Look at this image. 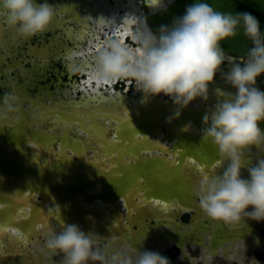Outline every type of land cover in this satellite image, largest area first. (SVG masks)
Wrapping results in <instances>:
<instances>
[{"label": "water", "instance_id": "water-1", "mask_svg": "<svg viewBox=\"0 0 264 264\" xmlns=\"http://www.w3.org/2000/svg\"><path fill=\"white\" fill-rule=\"evenodd\" d=\"M74 1L48 2L55 7L56 14L46 31L62 28ZM195 2L197 0H173L165 9L155 10L148 7L146 0H137L143 10L140 20H146L153 33H158L161 25L171 26L173 19L183 16L187 6ZM199 2L207 3L221 13H250L257 18L264 33V0ZM30 39L19 36L0 18V47L5 51L0 52L1 62L9 56L15 57L19 47ZM221 47L227 55L243 58L253 45L240 29L234 38L222 41ZM31 55L33 61L43 57L35 51ZM21 63L9 66L8 72ZM19 92L20 110L11 114L7 121L0 122V264H16L19 259L35 264L33 262L43 257L36 252L39 242L49 233L60 231L64 223H74L86 233H96L102 240L117 244H127L145 236L167 238L177 242L185 252L186 243L192 241L213 253L223 250L224 243L230 241L239 243L245 238L252 243L249 235L253 231L249 229V222L255 220L247 219L235 225L212 221L201 211L194 194V188L206 181L205 177L209 179L222 174L227 162L211 142L181 134L182 121L190 116L202 129L204 112L211 110L218 99L209 101L210 107L202 106V116L190 109L181 112L183 120L179 117L171 122L168 118L174 116V111L170 108L172 102L167 100L168 106L163 109V121L159 125L137 119L135 128L121 130L117 127L119 117L116 114L128 117L133 108L120 105L115 98H111L109 106L102 104L109 98L94 99H99L97 105L89 100L47 105L40 99L31 101L33 107L26 110L23 105L30 98L24 89ZM53 109L73 113L69 115L95 111L84 118L69 117L68 121ZM140 110L143 109H137L135 113L139 114ZM150 110L148 105L146 113ZM101 124L103 129L100 130L97 127ZM107 125H111V130L115 127V133L106 132ZM259 126L264 130V123ZM104 131L106 137H110V133L114 136L111 147L91 145L87 150L88 145L83 141L78 145V138H83L87 132L101 138L103 147L104 142L108 143L102 140ZM138 134L145 140L149 135H156L171 144L161 146L162 141L158 140V144L130 147L127 141H132ZM68 135L75 140L70 139L64 146L58 145L59 140ZM45 136L50 137L46 139ZM254 150L244 155L243 178L248 177L247 169L255 166L259 158ZM260 158H264V154ZM185 215L190 216L189 222L183 221ZM151 224L155 225L150 230ZM263 229L259 227L255 231L260 235Z\"/></svg>", "mask_w": 264, "mask_h": 264}, {"label": "clouds", "instance_id": "clouds-1", "mask_svg": "<svg viewBox=\"0 0 264 264\" xmlns=\"http://www.w3.org/2000/svg\"><path fill=\"white\" fill-rule=\"evenodd\" d=\"M155 4V10L167 7L165 0H155ZM55 14L48 0H0V18L25 39L44 33ZM139 25L133 36L138 44L135 50L123 41L109 40L97 51L93 78L102 84L131 78L142 102L168 97L175 106L174 116L168 118L171 122L193 101H207L209 86L219 74L235 92L222 90L214 107L203 116L201 141L211 142L227 163L222 174L202 181L194 194L201 211L212 221L225 225L247 219L264 221V158L247 169V178L241 174L246 153L255 148L264 154V130L259 126L264 121V91L256 86L258 77L264 75V33L259 21L250 13H221L197 0L187 6L183 16L174 18L171 26L161 25L158 33L147 27L146 20H139ZM240 29L253 47L237 62L224 52L221 42L234 38ZM226 63L230 67L224 71ZM19 110L15 94L5 93L0 98V122ZM101 240L96 233L64 223L60 231L45 237L37 251L46 257L60 255V264H171L158 252L115 241L101 245ZM231 249L227 259H236L237 251L245 256L243 240ZM185 258L189 264H211L213 259L203 248L197 257L182 249L181 259ZM252 262L259 264L255 259Z\"/></svg>", "mask_w": 264, "mask_h": 264}, {"label": "flooded vegetation", "instance_id": "flooded-vegetation-1", "mask_svg": "<svg viewBox=\"0 0 264 264\" xmlns=\"http://www.w3.org/2000/svg\"><path fill=\"white\" fill-rule=\"evenodd\" d=\"M60 3H64L68 0H58ZM37 2H43V0H37ZM50 2V0H48ZM114 2V1H113ZM112 2V3H113ZM78 4L79 7L76 11V16L73 18V13H68L63 21L62 28H58L57 30H49L42 34H38L37 36L31 38L30 40H27L24 42L22 46L19 47L17 54L15 57H7L6 61L1 62L0 57V98H3L5 93H13L18 97V94L20 93V89H24L29 100H27L23 107L24 109H30L33 107L31 101L38 102L40 99H44L45 103L47 105H50L51 103H60L64 102L67 104L68 102H77L82 103L89 100L92 104L97 105L99 104V99L94 100L93 97L96 98H109V101H103V106H109V103H111L112 99L115 98L117 102L122 105H129L132 106L130 109L132 110L130 115L128 117H121V114H116V116L119 117L117 121V127L121 130H129L131 128H135L137 126V119H139L141 122H153V124H158L160 121H163V118L161 117V114L164 112V108L168 106V103L166 102L171 101L166 96H157L154 98H151L150 100L146 102H142L143 96L140 92H137L135 90V81L131 78H121L118 80H115L111 83L107 84H99L97 81L93 78V72L96 67V54L97 51L104 48L109 40H122L124 45H126L129 48H132L135 50L138 47V44L136 41H134L131 34L126 35L123 37L122 29H118L117 32H114L112 29H109V27H103L100 24L102 22L96 21L97 17L95 18V21L91 14H93L94 11H91L93 8V5L91 4L90 7L85 5L82 7L77 1H74L73 4ZM72 4V5H73ZM94 13H97L94 12ZM72 14V15H71ZM120 15H124V11H121ZM101 16V14H100ZM102 17V16H101ZM120 22V23H119ZM122 21H118V24H121ZM126 23V22H125ZM124 24V23H122ZM134 27V25H133ZM104 28V29H103ZM130 35V36H129ZM15 51V50H13ZM35 51L38 53H42V58H35V61H33V56L31 55V52ZM0 52L3 54L5 52L0 47ZM233 57V56H232ZM236 58V57H235ZM237 62H240L243 58H237ZM19 61L22 63L20 66H14L9 69L8 67L12 65L19 64ZM224 71L228 70L227 63L223 66ZM224 84V87H220V85ZM226 83L224 80L220 77L218 74L215 82L209 86V98L207 101H203L201 99H197L200 102L197 104L192 102L186 109L182 110V112H189L191 109L193 112H196L198 116H202V106L210 107L209 104H207L209 101H213L214 99H219V96L222 95V90L235 92V89L231 88L229 85L226 87ZM261 91H264V75L258 77L257 79V85H256ZM99 87V88H98ZM261 87V88H260ZM23 96V95H22ZM160 103V104H158ZM215 104V103H213ZM150 106L152 111H148L146 113V107ZM157 106L153 108V106ZM85 106L83 105L82 108ZM172 110L175 112V106L171 104ZM137 109H143L140 110L139 114H136L135 112ZM95 110L87 111L85 114L78 112V115H69L73 113H69L64 110H56L53 109V112H56V114L61 118H67L66 120L70 121L68 118H84V115L88 114L91 115ZM81 113V114H80ZM83 115V116H82ZM112 115V114H111ZM205 115V112L203 116ZM181 120L183 118L180 115ZM121 119V120H120ZM30 124V122H28ZM90 124H93L92 120H89ZM109 123V120H108ZM262 125L264 121L260 122ZM102 126L97 127L98 129H103ZM159 127V126H158ZM187 127V130H185ZM30 128V127H29ZM106 132L114 131L111 130V125H107ZM203 128V127H202ZM201 130L200 127H198L194 121L191 119V117H187L186 120L182 121V128L180 130L181 134L188 135L191 137H200L201 138ZM105 131L101 134L102 140H106L108 143L104 142L103 147L101 146V138H98V136H93L91 133H84V137H79L78 145H81L79 141H83L86 146L88 145L87 150L91 145L99 146L98 148H109L113 144V137L111 136V133L108 134L110 137L105 136ZM161 132V129H160ZM115 133V131H114ZM82 136V135H79ZM87 136V137H86ZM44 137V136H43ZM46 139H49L50 136H45ZM53 139H56L54 136ZM72 140L69 135L63 136L59 142L58 145L64 146V144L68 143V141ZM75 140V139H73ZM158 140L162 141L161 146L163 145H169L165 139L160 138L156 135H149L148 139H143L141 134H138L133 138L132 141H127L130 143V147H142L146 145H153L158 144ZM56 141V140H55ZM55 141H52L54 143ZM76 142V143H77ZM96 143V144H95ZM173 143V142H172ZM101 146V147H100ZM79 149V147H78ZM255 149V148H253ZM80 150V149H79ZM255 156L260 158L263 154L258 153L257 149L254 150ZM116 156V155H114ZM86 159V158H85ZM93 159V158H92ZM126 161H129V157L125 158ZM89 160V159H88ZM105 160V158H104ZM247 173V172H246ZM248 175V173H247ZM190 216L185 215L183 217V221L189 222ZM155 224L149 225V229L151 230V227H153ZM259 227H264V221H252L249 222V229H252V233L249 235L251 237L252 243H249L245 240V238H242L246 246L250 248V250H246L245 256L250 253V251H253L254 248L264 252V236H259L258 232L255 231ZM148 240L146 243H149L151 247L148 246L142 247V250L140 246L137 248L141 251L144 250H150L154 252L159 253V247L153 246V239L147 238ZM193 240H197L196 238H192ZM174 241V240H173ZM259 241V242H255ZM44 241L39 242V246L43 244ZM110 241L108 240H102L101 245L108 244ZM143 243H145L143 241ZM238 241H233L229 243H224L223 250L220 249V251L217 253H213V255H222L225 261H228L227 256L231 254V245L237 244ZM133 245L132 243H129ZM192 245H198V243L192 241L187 242L186 246H192ZM38 246V247H39ZM36 247V252L37 248ZM115 247V245H113ZM133 247L136 248V245H133ZM221 247V246H220ZM172 249L176 252H182L179 248V245L177 242H169L167 244V248L165 251H160V254L162 256H167V258L170 260L172 259L170 255L167 253V250ZM111 249H109L110 251ZM240 253L239 251H237ZM39 253V252H38ZM40 256L45 257L43 262L42 259H40L39 263L33 262L35 264H60L61 260L58 261L57 257L60 255H52L50 257H46L43 254L39 253ZM182 256V254H181ZM62 259V258H60ZM177 259V260H176ZM171 261V264H180L181 258H176ZM181 261H178V260ZM16 264H32L31 261H27L25 259H19ZM98 264V262H97ZM189 264V261H188Z\"/></svg>", "mask_w": 264, "mask_h": 264}, {"label": "bare ground", "instance_id": "bare-ground-1", "mask_svg": "<svg viewBox=\"0 0 264 264\" xmlns=\"http://www.w3.org/2000/svg\"><path fill=\"white\" fill-rule=\"evenodd\" d=\"M75 1H77L80 5H82V7H84L85 5L90 7L92 4L93 8L91 6V8H92L91 11H94V12L97 11V13L94 14V12H93V14H91V15L92 16H95V15L99 16L101 14V16L103 15L104 17H106L104 26L109 27V29H112L114 32H117L118 29H122L123 30L122 31L123 37H125L128 34H131L133 37L139 29V26H140L139 20L142 18V17H140V14L143 13V10L141 8V4L137 3V0H75ZM146 1H147L148 7L156 8L157 5L155 3H153L152 0H146ZM171 1H173V0H171ZM165 3L167 4L168 0H165ZM106 5L110 7L108 10V13H104L101 10L102 6H106ZM78 7H79V5L75 3L71 6V8L68 12V13H73V18L77 14L76 11H77ZM122 10L124 11V15H120ZM120 20L124 24H122V23L118 24V21H120ZM133 25H134V27H133ZM120 41H123V39ZM134 41H136V40H134ZM147 238L154 239L153 243H155V244H153V246H158L160 248L159 253L161 251V246L166 245L171 241V239L157 237V236H145V237H143V239L141 237V238H138V239H136L130 243H132L133 245H136V248H138L140 246L141 250H142V247L144 248L145 246L146 247L148 246L150 248L151 245L149 243H146L147 241H145V240H148ZM143 241L145 243H143ZM171 242H174V241L172 240ZM256 242H259V241H256ZM179 243L183 244L182 242H179ZM127 245L133 246L129 243H127ZM44 258L45 257L41 258L42 259L41 262H43ZM39 262H40V260L36 263H39Z\"/></svg>", "mask_w": 264, "mask_h": 264}, {"label": "rangeland", "instance_id": "rangeland-1", "mask_svg": "<svg viewBox=\"0 0 264 264\" xmlns=\"http://www.w3.org/2000/svg\"><path fill=\"white\" fill-rule=\"evenodd\" d=\"M109 8L110 7L106 5V6H102L101 10L104 13H108ZM94 14H96V13H94ZM96 16L97 15H95V17H93L94 21H95ZM105 19H106V17H104L103 15H102V17H100V15H99V16H97L96 21L102 22V24H100V25L105 27L104 26ZM261 235L264 236V229L262 230V232L259 236H261ZM142 239H143V237H142ZM153 242H154V239H153ZM166 248H167V244L162 245L161 246V252H162V250L165 251ZM186 249H187V253L190 254V256L197 257L200 255L202 248L192 245V246H186ZM248 250H250V249H248ZM167 253L172 258L171 260H174L178 257L181 258V254H182V252H176L175 250H172V249L167 250ZM208 253L211 254L213 257L211 264H253L252 259L259 261V264H264V252H261L255 248L253 251H250V253H248L246 256H243L242 253H237L236 259H232V260H228V261H225V259L223 258L222 255H219V254L213 255V252H211V251H208ZM60 258H62V257L61 256L57 257L58 261L62 260ZM185 259H186V261L183 260V261H181L182 263H180V264H188L187 258H185Z\"/></svg>", "mask_w": 264, "mask_h": 264}, {"label": "snow or ice", "instance_id": "snow-or-ice-1", "mask_svg": "<svg viewBox=\"0 0 264 264\" xmlns=\"http://www.w3.org/2000/svg\"><path fill=\"white\" fill-rule=\"evenodd\" d=\"M152 2L155 3V0H152ZM97 83H99V82H97ZM93 99H96V97H93ZM207 179H208L207 177L204 178V180H207ZM0 230H2V229H0Z\"/></svg>", "mask_w": 264, "mask_h": 264}, {"label": "crops", "instance_id": "crops-1", "mask_svg": "<svg viewBox=\"0 0 264 264\" xmlns=\"http://www.w3.org/2000/svg\"><path fill=\"white\" fill-rule=\"evenodd\" d=\"M172 241V240H171ZM170 241V242H171ZM186 249V248H185ZM186 253H187V249H186ZM167 257V256H166ZM177 260V259H176ZM176 260H173V261H176ZM182 260V259H181ZM180 259L178 260V261H181ZM170 261H172L171 259H170ZM187 261H189V259L187 258Z\"/></svg>", "mask_w": 264, "mask_h": 264}]
</instances>
